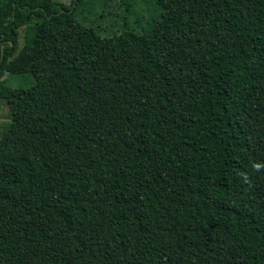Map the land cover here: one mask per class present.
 I'll use <instances>...</instances> for the list:
<instances>
[{
	"label": "trees",
	"instance_id": "obj_1",
	"mask_svg": "<svg viewBox=\"0 0 264 264\" xmlns=\"http://www.w3.org/2000/svg\"><path fill=\"white\" fill-rule=\"evenodd\" d=\"M0 103V264H264V0H0Z\"/></svg>",
	"mask_w": 264,
	"mask_h": 264
},
{
	"label": "rangeland",
	"instance_id": "obj_2",
	"mask_svg": "<svg viewBox=\"0 0 264 264\" xmlns=\"http://www.w3.org/2000/svg\"><path fill=\"white\" fill-rule=\"evenodd\" d=\"M61 2L65 3V4H68L70 0H60ZM22 29L19 30V46H21L23 44V40H22ZM44 83L47 82V80H44L43 81ZM43 90L46 89V86L44 85L43 87ZM58 87H55V88H51L53 91L56 90ZM51 90V91H52ZM50 91V92H51ZM47 94V92H46ZM45 94V95H46ZM52 102L55 101L56 103L59 101V97L57 96H52L51 94L49 95L48 97ZM43 103H46L45 100L43 99L42 100ZM47 104H50L49 102ZM46 104V105H47ZM64 104H62V108H63V112L65 114V117L67 118H71L75 115V109H69V110H65ZM48 106V105H47ZM59 107V106H58ZM56 108V107H54ZM57 109V108H56ZM75 118V117H73ZM11 118H10V115L8 114V108L3 104V103H0V135H1V130H2V127L5 123H7L8 121H10ZM88 123V126L90 127L92 124H95V133L97 135H101L103 136L104 135V131L107 129V122H103L101 121V116L98 115L97 113H94L92 114V117L89 119V121L87 122ZM94 126V125H93ZM94 129V128H93Z\"/></svg>",
	"mask_w": 264,
	"mask_h": 264
}]
</instances>
